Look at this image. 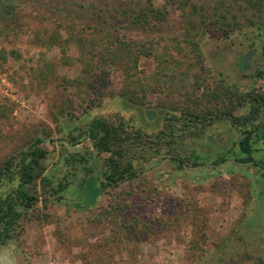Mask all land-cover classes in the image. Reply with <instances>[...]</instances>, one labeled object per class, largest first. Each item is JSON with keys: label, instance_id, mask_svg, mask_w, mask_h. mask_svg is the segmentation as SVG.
I'll list each match as a JSON object with an SVG mask.
<instances>
[{"label": "rangeland", "instance_id": "obj_1", "mask_svg": "<svg viewBox=\"0 0 264 264\" xmlns=\"http://www.w3.org/2000/svg\"><path fill=\"white\" fill-rule=\"evenodd\" d=\"M21 1L14 23L0 21V166L10 159L11 173L16 172L21 152L37 140L49 153L39 201L23 211L0 246V264H226L232 255L245 264L264 262V178L254 165L236 162L246 125L231 120L232 114L249 117L246 123L254 129L264 121V49L252 38V27L230 35L215 28L194 34L187 15L192 9L182 16L170 7L169 20L154 32L128 35L163 38L159 57H142L128 74L113 69L107 85L97 80L94 87L84 79L79 18L102 14L122 23L113 12L121 0ZM192 34L203 62L181 40ZM176 36L183 41L181 51L171 41ZM253 47L258 51L250 60L254 71L242 72L235 52ZM207 88L232 91L231 99L223 96L231 103V116L221 113L222 101L216 109L208 100ZM196 105L213 108L202 129L191 123L199 134L185 127L187 109ZM95 117L116 124L124 120L129 131L151 135L166 123L176 124L172 149L186 156L187 167H179L178 156L171 155L155 168L166 159L157 157L137 162L138 177L106 184L109 153L79 137ZM72 136L80 142L71 144ZM255 147L259 161L264 141ZM195 149L201 156L197 164ZM223 158L228 162L222 165ZM14 184L1 185L0 194Z\"/></svg>", "mask_w": 264, "mask_h": 264}, {"label": "trees", "instance_id": "obj_2", "mask_svg": "<svg viewBox=\"0 0 264 264\" xmlns=\"http://www.w3.org/2000/svg\"><path fill=\"white\" fill-rule=\"evenodd\" d=\"M21 2V0H0V21L7 26L14 23L23 8ZM170 7L179 10L182 16L186 14L187 8L192 9L187 15L191 17L189 23L195 26L192 27L194 34L200 30L215 28L230 35L244 30V27H252V38L257 39L264 49V0H220L213 4L207 3L206 0H167L165 4H160L159 0H121L120 6H114L113 12L117 14V18L121 19L122 23L116 25L114 21L110 20V17H103L102 14L100 17L79 18V49L83 56L84 79L90 81L94 87V82L97 80L99 82L101 80L107 85L106 78L113 69L120 68L128 74L132 69L138 67L142 57L158 58V47H160L163 38L150 35L149 39L142 36L134 39L128 35H131L130 32L140 34L154 32L151 30L169 20ZM60 22L63 24L65 20ZM72 25L74 26V23ZM72 25H67V28H73ZM184 27L188 28V25ZM194 34L187 35L190 40H181L191 46L197 62L201 60L203 62V52ZM247 36L249 37V35ZM181 40L177 36L171 40L176 41L178 51L182 49L180 44L183 41ZM86 51L87 53H85ZM199 87L196 89L198 90ZM207 91H209L208 100L214 103L215 108H221L220 102L222 101L226 106L221 113L231 116V103H225L223 96L228 95V98L231 99L232 91L230 89L211 91L209 88ZM121 94L127 95L128 92L124 90ZM99 95L103 96V92ZM260 98L262 99L263 96L256 100L259 101ZM131 101L137 103L133 98ZM210 113H213L212 107L200 109L198 105L190 106L187 109L189 124L185 127L191 128L190 131L193 134H199L193 129L194 126H200L202 129L209 120L208 118H212ZM231 120L233 124L246 125L239 142L240 157L238 160L254 165L264 177V156L259 161L255 160L257 151L255 143L260 140L264 141V121L254 129L246 123L250 120L249 117L232 114ZM176 126L173 123H166L165 129L158 134L151 135L140 130L129 131L124 120L116 124L101 117H95L88 123L84 133L79 134V137L81 139L85 136L91 139L93 147L98 152L109 153L108 169L105 173L106 184L119 186L121 182L131 180L142 173L136 169L138 161L150 162L157 157H161L163 160L172 155L178 156L174 158L179 167H187L186 156L182 157L183 155L172 149L177 133L174 131ZM79 137L72 136L69 142L78 144ZM39 143L40 140H37L29 150L21 152L16 172L11 173L12 162L10 159L0 166V186L8 181L16 180L12 189L4 195L0 194V246L10 236L11 230L21 219L23 211L31 209L39 201L37 194L39 179L42 178L44 170L43 161L49 153L39 146ZM194 152L196 153L193 155V159L197 164L201 156L196 149ZM109 219L112 220L113 216H109ZM141 223L147 229V222L141 221ZM142 233L141 229L136 234L140 236Z\"/></svg>", "mask_w": 264, "mask_h": 264}, {"label": "flooded vegetation", "instance_id": "obj_3", "mask_svg": "<svg viewBox=\"0 0 264 264\" xmlns=\"http://www.w3.org/2000/svg\"><path fill=\"white\" fill-rule=\"evenodd\" d=\"M257 54H258V51L254 47H253V49H251V50H249L247 52L236 51L235 52V65L237 67H239L240 71H242V72L254 71V68L251 65V61L250 60H251V58L253 56H256ZM225 161H227V160H225ZM225 161H223L222 163H224ZM236 162L237 163H242V164H249L248 162H242V161H239V160H236ZM217 165H219V164H210V166H217ZM198 166H202V165H198ZM198 166H196V167H198ZM260 176L262 178H264L262 174H260ZM245 256H247V255L245 254ZM259 260H260V262H259L260 264H264V262L261 259H259ZM226 264H245V263H244L243 260H237L235 258V256L232 255L231 257H229L227 259V263Z\"/></svg>", "mask_w": 264, "mask_h": 264}, {"label": "water", "instance_id": "obj_4", "mask_svg": "<svg viewBox=\"0 0 264 264\" xmlns=\"http://www.w3.org/2000/svg\"><path fill=\"white\" fill-rule=\"evenodd\" d=\"M146 113H147V115L150 117V118H152L153 116H155V111H151V110H147L146 111ZM169 160V158H166V159H164L163 161H162V163L160 164V165H157L155 168H158L159 166H161L162 164H164L166 161H168ZM228 161H225L224 163H222V165L223 164H225V163H227ZM197 168V167H196Z\"/></svg>", "mask_w": 264, "mask_h": 264}]
</instances>
